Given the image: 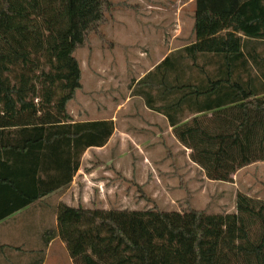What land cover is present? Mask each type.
<instances>
[{
  "label": "trees",
  "instance_id": "16d2710c",
  "mask_svg": "<svg viewBox=\"0 0 264 264\" xmlns=\"http://www.w3.org/2000/svg\"><path fill=\"white\" fill-rule=\"evenodd\" d=\"M194 40L138 78L132 95L165 116L209 179L264 161V0H194ZM109 0H0V220L66 188L112 119L73 121L81 88L73 52ZM185 118H188L184 121ZM236 211L56 207L73 264H264V201ZM257 227L256 233L253 228Z\"/></svg>",
  "mask_w": 264,
  "mask_h": 264
},
{
  "label": "rangeland",
  "instance_id": "374dc122",
  "mask_svg": "<svg viewBox=\"0 0 264 264\" xmlns=\"http://www.w3.org/2000/svg\"><path fill=\"white\" fill-rule=\"evenodd\" d=\"M109 2L104 21L73 52L81 88L67 104L73 121L112 118L115 123L108 146L81 157L88 178L100 184L93 188L88 206L231 213L238 192L253 198L261 192L264 201V161L239 168L231 181L209 179L174 137L165 116L132 95L138 78L168 52L194 40V0ZM46 261L73 264L57 242Z\"/></svg>",
  "mask_w": 264,
  "mask_h": 264
},
{
  "label": "crops",
  "instance_id": "0c3cea01",
  "mask_svg": "<svg viewBox=\"0 0 264 264\" xmlns=\"http://www.w3.org/2000/svg\"><path fill=\"white\" fill-rule=\"evenodd\" d=\"M168 126L171 128L169 124ZM113 134L114 131L105 145L88 148L83 155L91 149L106 148ZM259 162L262 161L253 162L240 169L255 166L254 164ZM88 174L80 165L66 188L55 190L0 220V264H46L47 255L55 242L62 247V252H65V243L58 236L51 238L47 243L46 240L49 232L56 229V207L60 202L74 206L81 203L85 207H90L87 201L92 195L93 188L100 184L88 178ZM78 177L80 179H77ZM246 195L253 197L250 194ZM261 197L263 195L259 192L255 198Z\"/></svg>",
  "mask_w": 264,
  "mask_h": 264
}]
</instances>
